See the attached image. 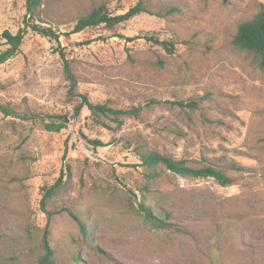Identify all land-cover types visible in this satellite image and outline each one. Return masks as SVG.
<instances>
[{"label": "rangeland", "instance_id": "rangeland-1", "mask_svg": "<svg viewBox=\"0 0 264 264\" xmlns=\"http://www.w3.org/2000/svg\"><path fill=\"white\" fill-rule=\"evenodd\" d=\"M137 1L44 0L32 18L26 0H0V51L7 47L2 33L15 34L26 22L58 37L26 28L18 53L0 65V106L57 115L65 125L48 132L41 120L0 112L4 263L35 264L47 224L42 189L61 179L47 209L71 210L90 234L84 242L66 212L54 215L48 230L55 264H264V73L253 56L232 45L238 25L264 0H145L151 11L174 6L179 12L167 18L142 13L114 31L99 25L71 33L98 3L122 14ZM143 36L171 41L174 51L134 39ZM62 57L77 93L115 108L140 106L141 116L109 130L85 108L75 114L79 99L67 94ZM151 100L161 104L149 109ZM137 142L189 164L210 163L233 181L222 187L162 170L148 184L144 168L132 166ZM144 197L192 213L176 212L170 228L155 229L138 211Z\"/></svg>", "mask_w": 264, "mask_h": 264}, {"label": "trees", "instance_id": "trees-1", "mask_svg": "<svg viewBox=\"0 0 264 264\" xmlns=\"http://www.w3.org/2000/svg\"><path fill=\"white\" fill-rule=\"evenodd\" d=\"M44 0H26L25 9L26 14L29 17L36 18V10L41 6ZM179 12V9L174 6H167L159 9V11H151L145 0H138L136 4L128 8L122 14H111L106 9V2L98 3L97 5L90 8V10L82 17H80L74 25L71 33H79L88 28L97 27L99 25L104 26L109 31H114L115 27L123 22L130 20L131 18L145 13L156 16L158 18H167L173 16ZM38 18V17H37ZM26 28H29L32 32L45 38L58 39L56 33L50 28L41 25H29L25 23ZM26 28L18 30L15 34H11L8 31H4L1 38L4 40V44L7 46L5 50L0 51V65L5 63L7 60L14 57L22 44ZM112 37L124 38L119 34L113 33ZM143 39L154 45L161 47L164 51L172 54L174 51V45L171 41L160 40L153 36L135 37L134 39ZM127 39V38H126ZM131 41L133 39H127ZM232 45L239 51L245 52L254 57L258 68L264 73V3L260 5L257 13L250 19L241 22L232 38ZM63 73L66 81L68 82L67 94L71 98H78L79 103L74 108L75 114H78L82 108H85L89 112L91 120L104 128L111 129V125L118 129L122 126L124 119L126 118H139L142 113V107H130V108H115L110 106L108 103H92L88 100L86 95L79 94L75 91L76 79L74 78L69 63L64 57L61 58ZM161 104L159 101L151 100L147 105V108L151 109L153 106ZM180 108L192 109L196 105L195 103H172ZM0 112L6 116H14L22 120H41L43 123L44 130L48 132H59L64 128L63 117L57 115H47L45 117L37 116L33 113L18 114L7 107L0 106ZM86 138V137H84ZM87 143L94 147H102L103 145L98 140L87 139ZM130 146V145H128ZM137 157L138 164L132 165L135 167H143L145 174L144 177L148 184L155 183L161 174V171H167L168 173L179 176L182 178L189 179H212L219 186L225 187L232 183L233 179L226 176V174L210 163L207 162H195V164H189L183 159H175L169 154L160 153L157 150L147 147L145 144L137 142L133 147L132 151ZM234 170L240 171L239 167H233ZM63 183L61 179H57L54 184L49 187H43L42 198L40 200L41 211L45 213L47 224L45 225L42 237L40 240L41 253L35 261V264H55L54 250L49 244L48 223L54 215L60 212H66L69 217L75 222L78 232L84 242H89V230L88 225L82 221L75 213L69 209L63 211L48 210L47 207L50 204L52 198L62 188ZM138 211L142 213L145 221L155 229H167L172 225V220L176 212H186L187 214L192 213L191 211L184 210L182 207L175 205H158L150 204L143 201L138 204ZM26 249L23 247L20 250L19 255L25 256ZM75 260L77 258L75 257ZM0 264H6L0 259Z\"/></svg>", "mask_w": 264, "mask_h": 264}]
</instances>
